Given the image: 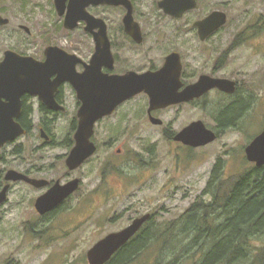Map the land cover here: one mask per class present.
Instances as JSON below:
<instances>
[{
    "label": "rangeland",
    "instance_id": "374dc122",
    "mask_svg": "<svg viewBox=\"0 0 264 264\" xmlns=\"http://www.w3.org/2000/svg\"><path fill=\"white\" fill-rule=\"evenodd\" d=\"M199 1L200 7L184 20L177 22L172 19L169 22L171 27L169 24L170 28L165 26L163 38L166 40L152 42L157 50L150 54L160 59L163 52L180 51L189 75L210 73L223 58L224 63L217 68L218 75L239 81L241 93L237 101L240 102L236 104L242 102L247 106L235 125L219 126L221 112L235 99L219 92L207 95L200 107L184 105L169 109L162 117L172 123V129L180 131L192 120L202 119L209 128L217 129L219 136L196 158L184 149L178 156L176 146L171 144L169 152L168 141L161 139L159 155L153 158L149 152L163 135L160 128L150 123L147 97L140 95L125 103L114 115L97 124L95 140L100 144V150L81 169L88 183L84 184L85 192L86 189L93 192L101 188L102 193L94 192L93 203L89 200L78 207L80 198H74L68 205V214L74 215L73 220L67 217L69 215L39 219L30 201L34 192L25 184L15 185L9 202L0 211V264H89L87 252L98 240L147 212L156 214L155 229L159 231L153 237L150 249L140 254L136 261L138 264L203 263V238L191 244L193 233L191 236L180 233L189 224L183 218L196 199L203 198L204 203L212 201L214 195L209 191L205 193V189L211 186L209 182L217 166L221 180L239 177L255 166L246 158L245 148L264 128V0ZM216 9L225 11L228 21L222 32L202 42L190 22ZM155 12L148 13L149 20L161 21L154 26L164 28V22L170 20L159 17ZM0 14L12 21L9 25L0 26V59L10 48L36 54L43 49L45 40L71 48L67 33L61 30L53 0H0ZM184 21L188 23L187 28H179ZM20 24L28 26L32 35L20 28ZM165 45L168 50L161 52L158 48ZM134 57L141 58L140 55ZM75 112V106L71 105L57 123L55 132L60 141L59 153L67 148L65 140L72 133L71 120ZM111 141L113 144L109 146ZM118 147L140 152V158L145 161L153 159L155 165L149 173L143 172L147 169L138 163L128 161L122 171L131 176L132 182L122 174V179L128 184L112 178L110 183L114 181L116 184H97L101 178L99 168L107 155L117 153ZM11 160L14 161V157ZM8 166L11 165L0 159V182L4 181ZM19 193L25 197L20 198ZM209 216L216 223L210 213ZM85 218L88 220L82 221ZM221 221L220 217L217 222ZM188 228L191 229L190 226ZM161 230L167 232L162 234ZM249 248L251 253L241 259L243 261L228 259L220 261L221 264H264L259 258L264 250V234L252 236Z\"/></svg>",
    "mask_w": 264,
    "mask_h": 264
},
{
    "label": "flooded vegetation",
    "instance_id": "af4514ba",
    "mask_svg": "<svg viewBox=\"0 0 264 264\" xmlns=\"http://www.w3.org/2000/svg\"><path fill=\"white\" fill-rule=\"evenodd\" d=\"M161 1L162 0H66L65 1L66 7L64 14L61 15L58 12L57 6L55 4V0H53L55 13L60 20L61 30L67 33L70 42L69 46L71 48L66 49L58 44L53 43V41L45 40L44 41L45 45L43 49L42 50L40 49L36 54H31L25 51H18V50L15 51L19 52L23 56H32L36 60L44 62L47 59L46 49L50 46H58L64 49L65 51L69 52L70 54H73L77 58H79L80 60L75 65V68L78 72H84L85 69L92 63V60L97 52L98 43H103V44L108 43L110 46L111 53L113 55V60L110 61L106 59L105 63L101 65V70L103 73L109 75H123L130 71H135L138 73L157 72L165 66L169 55H171L173 52H178L181 58V68L178 72L174 74L175 77L173 79V83L175 86V90H177L178 92H182L189 85L196 83L201 75L207 74L212 77L228 78L235 81L236 91L234 93H227L222 91L218 87H215L210 89L208 92H206L204 95L200 97H194L189 101H182L179 103L169 105L167 107L153 109L151 112H149V108H150L149 96L145 92L139 93L127 99L122 104H120L115 109L114 113L107 115L96 122L95 133L92 136V141H94V143L96 144L97 150L92 156L87 158L81 165H79L76 168H70L67 164V159L72 149L76 145L75 133L77 131L79 124L78 111L82 105V102L78 97V91L76 90L74 85L71 84L69 81H65L57 85L56 87L49 86L47 87V89L50 91L52 90L53 92L52 94L48 93L45 97H43L39 93H30V92H26L22 94L20 97L14 96L13 102L9 97H7V103L12 102L14 108V110H7V115L14 113L15 121H17L21 125V127L25 129L26 132L16 137L15 139L7 141L0 150V159L1 160L3 159L4 162L7 163V165L9 164L11 165L7 167L6 173H4L3 176L4 181L0 182V190L6 184L10 185L7 191V200L3 204V206L9 202L12 192H14L15 185L25 184V186L28 187L29 190H32L34 192V195L32 193V197L30 201L31 204L34 206V213L39 219H54L55 217L61 215L62 216L69 215L67 217L70 220H73V218L75 217L74 215L72 216V214L70 213L68 214V211H70V207H68V205L74 200V198H76L77 196H79L80 198L76 206L78 207L82 204H86L89 200H91V202L93 203V199H95L94 192L102 193L101 188H99L98 190H93V192L90 190L87 191L86 189L85 192L84 184H88V183H86L85 176L81 173V169L84 167V165L87 162L91 161L94 158V156H96L97 152H99L100 150V144L97 142V140H95L97 124L103 119L114 115L122 105L134 100L135 98H138L140 95L147 97L148 100L147 114L150 123L153 126L160 128L163 135V137H161L156 142H154L153 150L149 152L151 156L155 158L157 155H159L158 146L161 139H165L168 141L167 144L169 146V152L171 151L170 144L173 145L174 147L176 146L178 150L177 153L178 156L180 154V151L183 149L189 151V155L193 156V158L200 156L202 150L208 144L203 146H194L176 140L175 136L178 132H180L183 128H185L192 122L202 119L192 120L190 123H188V125L184 126L179 131L172 129L171 127L172 123L167 122L162 117V114H164V112H166L169 109L183 107L184 105L194 106L195 108L200 107L203 105L205 97L212 92H219L223 95H227L235 98L232 102H230L232 105H235L236 102H240L237 101V96L241 93V85L239 81L234 78L218 75L217 68L219 67V65L222 66V64L224 63L225 60L223 58L219 62H217L219 65H216L215 69L212 70V72L200 73L199 75H189L185 68V62L180 51L176 49L172 51L169 50L170 52L166 54V52H163V50L166 51L168 50L165 49L166 48L165 45L158 48L161 50V52L164 53L162 58L155 59L151 55L154 51L157 50L156 48H154V46L151 45V43L153 42L154 44L156 42H163L164 40H166V38H163V36L165 35L164 33L165 26L167 25V27L170 28L171 24L169 22H171L172 19L176 20L177 22H181L186 18V16L190 12L196 11L200 7V1L197 0L199 4L198 8L189 10L185 12L181 17H178L166 13L165 10L160 6ZM78 9L79 12L81 13L80 17L78 18V21H73L74 26L72 28L65 27L66 13L71 12L72 14H75V11ZM151 11H156L155 13H158L159 17H162L163 19L170 21L164 22V28H159L154 26V23L160 24L161 21L153 22L149 20L148 13ZM87 12L96 19L88 18L86 14ZM205 16L200 15L199 17L194 18L190 22V24L192 25L198 36H199V31L198 28L195 26V22L203 19ZM11 22L12 21L10 18L9 24ZM168 24L170 25V27L168 26ZM182 24L183 26L179 28L186 29L188 23L184 21ZM22 25L24 24L19 25L20 28ZM223 29H224V25L219 29H217L216 31H214L205 40H201V39L200 40L202 42H207L208 40H211L220 32H222ZM25 31L28 34L32 35L31 29L30 31L27 30ZM154 33L156 34L154 35ZM153 35L155 36V38L153 37ZM230 48L231 47H229L227 51H229ZM136 55H140L141 58H137V57L135 58L134 56ZM3 58H1L0 61L3 60ZM55 78H56V74L51 77V80L54 81ZM2 102H6V98L5 99L2 98ZM71 105H74L76 109V112L74 113V116L72 117L71 120L72 133H69L65 140V146L67 148L63 153H59L61 152L59 148L60 141L57 138L58 136L55 131L57 129V123L60 121L62 116L70 110ZM151 116L160 119L161 122L160 123L152 122ZM233 125H235V123ZM219 126L227 127V126H222L221 123L219 124ZM215 131L218 133L219 136V131L217 129H215ZM34 138L36 139L34 140ZM112 141L109 143V146L113 144ZM2 150H5L4 154H1ZM116 152L117 153L111 156L107 155L105 160L103 161V164L99 168L101 178L97 184H113L114 181L117 182V179H119L118 181L121 184L123 183L128 184L127 182H124V180L121 177L122 174H125L124 171H122V167L128 161H134L138 163L142 168L147 169L144 170L143 172H149V173L152 170L151 168L155 165L153 159H152L153 161L152 160L145 161L143 158H140L139 157L141 155L140 152L133 151L130 149H124L122 147H118ZM12 157H14L15 159L14 161L11 160ZM12 169L24 173L30 178L39 180L37 184H42V186L38 187L26 180H6L5 176L7 172ZM125 175L131 179V176L127 174ZM111 178L114 180L112 183H110ZM75 179L79 180L78 182L79 187L77 190L71 193L68 197H66L63 201H61L57 206H55L51 210L45 213H40L37 210L36 201L39 197L45 195L55 184L63 185L70 183ZM230 179L232 180V178ZM230 179L229 180L222 179L221 181L212 182V184H216L219 187L217 189L216 196L211 198L212 200L211 202L217 205L214 208L215 212H213L212 215L216 220L215 223L216 225L214 230L211 232L213 234V237H215L216 242L215 244H213L211 249L217 247L219 244V235L221 231L219 229V223L217 222V220L220 217L222 218V220H226L227 218H229V215L226 213V209L225 208L221 209V207H219L220 205L219 202L225 204L233 200L232 195L234 188L232 184H235V181H231ZM116 182H114V184H116ZM221 185H226L229 187H224L221 190L220 187ZM227 192H228V196H225ZM18 196L20 198L22 196L25 197L23 193H19ZM202 199L200 198L198 200L196 199V202H194V204L190 207V209L185 212L183 221L186 220L187 222L188 220L189 224L188 225L186 224L185 228H183L180 231V233H182L184 236L185 235L191 236L192 233L193 236H196L198 234H203V230L200 228L199 219H198L199 214L201 215L203 210L201 208L202 204L204 203ZM92 203H90V205ZM3 206H1V209ZM76 207L73 208L74 211ZM193 210L196 211V214H194L195 218L191 219V215L189 214ZM147 213H150L151 217L142 225V227L136 232L135 235H133L123 246H121L117 250V252L111 257V259H109V261H107L105 264H113V260L119 255V253L123 252V249L129 247L132 244H136V243L139 244L140 239L142 238V241H145V243L140 245L142 248L139 249L140 246L136 248L135 250L136 252L132 254L127 260H125L124 261L125 263H123V264H138V262L136 261L140 259L139 254L141 252L143 253L144 251L150 249L152 239L156 235V232L159 231L155 229L156 214L153 212H147ZM143 215L144 214L138 215L135 218ZM86 219L88 220V218H85L82 221H85ZM133 220H131L127 225L123 226L122 228L112 232L123 230L128 225H130ZM189 226L191 229L188 228ZM160 232L162 234H165L167 230H161ZM145 236L147 237L146 240H145ZM234 249L235 246L233 245V247L230 250H234ZM261 261L264 262L263 259H261ZM215 264H221V262L217 260Z\"/></svg>",
    "mask_w": 264,
    "mask_h": 264
},
{
    "label": "water",
    "instance_id": "95a60500",
    "mask_svg": "<svg viewBox=\"0 0 264 264\" xmlns=\"http://www.w3.org/2000/svg\"><path fill=\"white\" fill-rule=\"evenodd\" d=\"M65 1L55 0L61 15L65 11ZM160 6L166 13L181 17L185 12L198 8L199 4L197 0H162ZM86 14L88 18H95L88 12ZM80 15L79 9L75 11V14L67 12L65 27L72 28L73 21H78ZM227 21V13L220 9L213 10L203 19L196 21L195 26L198 28L200 39L205 40ZM9 22L10 18L0 14V26H5ZM21 28L30 31L25 25H22ZM46 54L47 59L42 62L32 56H23L12 49L4 52V58L0 61V150L7 141L26 132L15 121L14 113L7 115V110H14L12 104L14 96L20 97L22 94L30 92L39 93L45 97L48 93L52 94L53 92L47 87H56L69 81L78 91V97L82 102L78 111L79 124L75 133L76 145L67 159L70 168L78 167L96 152L97 146L92 141L96 122L114 113L120 104L139 93L145 92L149 96V112H151L153 109L200 97L215 87L227 93L236 91L235 81L207 74L201 75L196 83L189 85L184 91L175 90L174 74L181 68V58L178 52L169 55L165 66L157 72L130 71L123 75H109L101 70V65L105 63L106 59L113 60L108 43H98L92 63L84 72H78L75 68L80 59L58 46L48 47ZM55 74L56 78L52 81L51 77ZM7 97L11 99V103H7ZM2 98H6V102H2ZM151 120L154 123L161 122L160 119L153 116H151ZM217 138V132L209 128L203 120L192 122L175 136L176 140L194 146L207 145ZM245 153L248 161L255 163L256 166L264 165V129L247 144ZM5 178L6 180H26L38 187L42 186V184H37L39 180L13 169L7 172ZM78 182L79 180L75 179L67 184H55L45 195L37 199V210L40 213H45L57 206L78 189ZM9 186L6 184L0 190V209L7 200ZM150 217V213L137 217L123 230L111 232L98 240L87 252L89 264H105L109 261Z\"/></svg>",
    "mask_w": 264,
    "mask_h": 264
},
{
    "label": "trees",
    "instance_id": "16d2710c",
    "mask_svg": "<svg viewBox=\"0 0 264 264\" xmlns=\"http://www.w3.org/2000/svg\"><path fill=\"white\" fill-rule=\"evenodd\" d=\"M245 107L246 105L244 103L235 105L231 104L228 106L219 116L221 125H233ZM237 108H241L240 112L237 111ZM218 170L219 168L217 166L214 170L213 178L209 183L211 186H208L209 188L205 189V193H208L209 191L216 196L219 186L212 184V182L214 180L221 181ZM231 181H235V184H232L234 188L232 195L233 200L225 204L222 202H219L220 205L218 204L221 209H226L229 218L222 220L219 223V229L221 231L219 235V244L213 249H211V247L215 244L216 239L211 232L214 230L216 224L212 221L209 213L213 215V212H215L214 208L217 205L210 202L203 203L201 206L204 210V214H199L198 219L203 234L192 236L194 237V241L191 244L198 243L199 239L203 238L201 243L202 248H204L202 264H215L217 260H241L251 253L249 248L251 237L255 234H264V165H255L250 171L239 177L232 178ZM220 187L222 190L224 187L229 186L221 185ZM225 196H228V192ZM194 214H196L195 210L190 212L189 215H191V219L195 218ZM146 239L147 237L145 236V240ZM143 243H145V241H142L141 238L139 244H132L123 249V252L119 253V255L113 260V264L125 263L124 261L134 254L136 248ZM233 245L235 246V249L230 250ZM141 248L142 247L140 246L139 249ZM140 254H142V252ZM259 258L264 260V250L260 252Z\"/></svg>",
    "mask_w": 264,
    "mask_h": 264
}]
</instances>
